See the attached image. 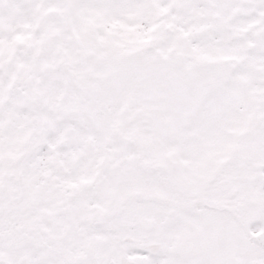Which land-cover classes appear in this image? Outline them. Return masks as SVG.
Wrapping results in <instances>:
<instances>
[{
	"label": "snow or ice",
	"instance_id": "1",
	"mask_svg": "<svg viewBox=\"0 0 264 264\" xmlns=\"http://www.w3.org/2000/svg\"><path fill=\"white\" fill-rule=\"evenodd\" d=\"M0 264H264V0H0Z\"/></svg>",
	"mask_w": 264,
	"mask_h": 264
}]
</instances>
